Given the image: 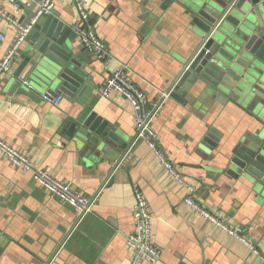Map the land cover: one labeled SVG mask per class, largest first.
Wrapping results in <instances>:
<instances>
[{"label": "crops", "instance_id": "obj_1", "mask_svg": "<svg viewBox=\"0 0 264 264\" xmlns=\"http://www.w3.org/2000/svg\"><path fill=\"white\" fill-rule=\"evenodd\" d=\"M84 1L110 57L99 59L85 49L94 86L87 88L82 100L62 93V100L54 105L44 100L45 89H40L41 98L36 99L10 83L5 85L4 79L19 67L25 42L16 52L11 71L0 73V136L28 153L37 169L47 170L93 200L51 264H131L127 236L135 230V187L148 200L153 241L161 250L158 261L140 264H264V208L243 185L216 173L224 165L221 149L206 153L207 159L197 151L210 126L225 139L243 131L247 115L228 107L209 109L204 99L193 106L192 101L184 105L166 96L152 126L177 169L197 183V198L254 241L258 252L192 210L185 202V186L166 170L145 140L137 141L112 174L114 153L106 154L109 159L104 161L82 155L72 133V120L82 102L130 140L137 134L132 102L114 90L110 96L102 94L113 72L127 66L150 106L158 105L200 43L192 38L185 10L175 1L163 9L160 0H149L147 9L153 10L148 17H144V0ZM14 2L20 5L19 12ZM41 2L0 0V33L4 36L0 58ZM54 9L71 28L79 19L75 0H54ZM75 46L77 52L85 48L78 35ZM26 78L34 83L33 77ZM34 174L0 154V264H45L81 214L40 184Z\"/></svg>", "mask_w": 264, "mask_h": 264}, {"label": "water", "instance_id": "obj_2", "mask_svg": "<svg viewBox=\"0 0 264 264\" xmlns=\"http://www.w3.org/2000/svg\"><path fill=\"white\" fill-rule=\"evenodd\" d=\"M160 1L163 9L172 1L183 6L191 36L200 41L166 94L184 105L192 101L196 106L204 99L209 109L228 107L247 115L243 131L225 139L222 132L210 126L197 151L207 159L206 153L221 149L224 165L215 169L216 173L243 185L253 201L264 208V4L261 0ZM143 3L144 17H148L153 8L147 9L149 0ZM42 18L26 36L19 67L4 79L5 85L10 83L36 99L41 98L40 89H45L52 96L66 93L82 100L87 88L94 86L88 70L91 60L85 57V48L76 51L77 34L60 20L57 10ZM27 76L33 77L31 88L23 84ZM80 105L72 120L73 137L86 159L104 161L109 159L106 154L114 153L112 174L135 147L138 133L130 140L91 106L85 102ZM85 213L81 212L45 264L52 263Z\"/></svg>", "mask_w": 264, "mask_h": 264}, {"label": "built area", "instance_id": "obj_3", "mask_svg": "<svg viewBox=\"0 0 264 264\" xmlns=\"http://www.w3.org/2000/svg\"><path fill=\"white\" fill-rule=\"evenodd\" d=\"M14 1V0H13ZM16 12H19V3L14 2ZM75 5L79 13V19L72 25V29L78 35L80 42L86 50L98 57L99 59H108L110 57L109 50L103 39L97 34L96 28L91 15L87 9L84 0H75ZM54 9V0H42L38 8L33 12L28 22L19 27L16 39L7 54L0 58V73L10 72L11 65L21 44L24 42L28 33L33 29L34 25L40 18L48 15ZM11 21H14L12 17ZM0 38L3 39V34L0 33ZM23 84L30 87L27 80ZM117 91L129 99L135 110L136 130L138 140H145L151 149L157 154L161 163L166 170L170 172L175 180L183 184L186 188L185 202L200 216L209 220L212 224L223 228L230 235L238 238L243 244L250 247L255 252H258L257 245L254 241L244 236L239 228L229 224L223 216L215 210L208 209L198 198V185L183 175L175 166L170 156L164 151L158 140V135L152 126V121L155 116L154 106H150L147 95L143 90L137 87L131 80L128 74V67L122 66L113 72L102 86V94L110 96L112 91ZM164 96H168L166 92ZM44 100L57 105L63 98V95L52 96L46 92L43 96ZM0 154L6 157L15 166L21 167L24 170H34L35 179L53 194L60 196L63 200L75 206L80 212L90 210L92 201L86 196L74 191L69 185L59 181L47 170L37 169L35 161L26 153L18 150L10 141L0 136ZM135 205L133 207V217L135 222V230L127 236L128 248L132 254L131 264H140L143 261L156 262L161 256V250L155 245L152 235V216L148 200L144 192L138 188H134Z\"/></svg>", "mask_w": 264, "mask_h": 264}]
</instances>
